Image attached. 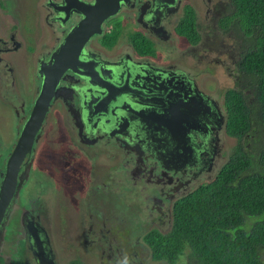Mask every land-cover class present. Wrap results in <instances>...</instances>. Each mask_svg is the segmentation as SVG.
I'll use <instances>...</instances> for the list:
<instances>
[{
    "label": "flooded vegetation",
    "instance_id": "af4514ba",
    "mask_svg": "<svg viewBox=\"0 0 264 264\" xmlns=\"http://www.w3.org/2000/svg\"><path fill=\"white\" fill-rule=\"evenodd\" d=\"M60 1H41L40 8L44 15L41 24H38V17L34 19L31 15L32 6H25L27 4L25 1L0 0V124L11 123L16 117L18 118V122L12 126L15 130L13 133L17 136H13L14 141L10 143L9 150L0 148V190L7 175L8 160L41 88L42 76L39 74V65L48 62L52 51L58 47L71 26L79 19V15L71 14L66 24L62 23L59 18L63 16L58 9ZM231 1L128 0L127 3H123L116 16H119L120 23L123 22L122 18L127 17L121 26L135 28L127 32V39L129 40V35L137 33L146 40L155 42L154 52H151V55H140L131 42H128L130 48L125 46L122 50L118 48V42L111 47L103 45L102 36L107 31L104 30L103 24L110 18L103 22L101 34L92 36L87 42L90 52H93L90 58L100 61L104 67L118 68L119 64L128 63L134 69L143 72H137L136 78L128 74L129 76L123 75L119 80L116 79L110 87L118 92L114 97L116 105L105 103L100 108L109 111L114 106L123 105L124 108L130 109H123L124 115L131 117L137 110V104L132 105L128 100L135 94L140 93L142 97L143 94L151 91L154 94L153 100L160 106L168 108V102L173 105L172 101L178 99V94L187 92V102H184L187 105L185 112L187 115L196 113L189 118L188 123H185L187 140L185 141L183 137L180 140L178 135V142L175 136L169 135V129L161 123V126L156 124L157 129L154 130L140 122L133 121L132 123H137L133 126L129 120L128 124L125 121L123 124L121 120L119 128L104 131L99 126L100 121L96 122L92 117L86 119L85 111L94 102L104 100L105 91L89 83L83 75L64 72L41 126L35 134L32 147L21 159L13 188L4 198L7 202L3 212L0 213V264H177L178 260L185 256L171 263L152 253L150 240H147V237L152 231L167 233L172 223L174 203L204 182L213 180L226 162L231 148L226 151L224 139L228 136L225 103V91L228 87L220 89L221 95L219 91L207 90L202 81L206 75L204 72L210 74L211 72L198 64L195 67L187 64V68H183L182 63H175L173 60L166 63L158 62L156 50H162L158 42L166 38L159 36L160 38L153 40L155 37L153 28L163 22L169 34L168 25L173 24L171 31L187 43L185 37L177 34V23L182 14L183 16L187 14V10L198 15L196 5L204 3L207 8L206 14L209 16L208 23L211 22L212 25L210 28L200 29L203 36L202 44L195 46L187 44L188 48L177 47L178 56L185 58V55L190 57L194 54L192 57H195L196 53L204 48L209 55L216 50L219 51L217 53L223 52V60L218 56L215 60L220 65L221 62L223 63L222 68L232 79L233 85L234 61L229 52L223 47H217V40L211 39L210 36L211 33H218L214 29L217 20L223 14H228ZM185 6L187 10H184ZM137 7L144 14L150 12L141 23L136 13ZM37 29L49 30L53 33V38L50 40L52 43L46 40L35 45L33 34ZM93 37L97 38L92 40ZM114 48H117L116 51H113ZM199 56L207 57L206 54ZM28 63L31 65L32 74L29 72V67L26 69ZM220 81L219 79V83ZM167 86H174V91L159 95L160 91L157 90ZM66 90L72 92V98L64 100L62 94L67 95ZM92 100L93 103L90 104ZM69 107L76 109V116L71 114ZM63 111L67 113L76 133L78 142L75 141V144L70 139L71 132L60 127V114H63ZM114 111L119 110L114 108ZM53 114L57 116L56 125L60 127L59 131V127L57 129L51 124L50 117ZM78 131H81L84 137L93 140L91 146H102L110 156L111 161L109 162L107 158V163L103 165L106 166L104 176H93L92 167L100 166L93 162L85 149V144L82 143L84 148L79 146L81 141L77 135ZM10 132L6 136L8 141ZM105 139H111L115 143L111 144L109 141L104 146ZM40 143L44 145L41 150ZM2 144L0 142V147H4ZM65 148L74 151L69 154L72 161L78 164L81 177L85 176L86 167L82 164L87 160L89 187L78 172L76 175H69V179H64L61 178L62 176H54L56 174L46 168L48 157L57 160L58 155L63 156ZM111 149L116 150L115 154H111ZM176 150L180 153L178 157ZM39 161L41 163L38 165ZM47 173H52L56 181ZM76 176L79 177L82 190L76 191L75 198L69 197L74 203H68L70 201H64L57 186L64 187V184L74 186L72 183ZM141 177L152 184L149 195L144 198L140 192L139 194L131 192V186ZM32 178L34 184L30 182ZM91 178L94 179L90 180ZM41 179L44 180L45 185L37 187V182ZM47 186H50V195H41L40 188L45 189ZM88 189H92V192L98 195L81 196L80 193ZM54 192L58 193L57 197H60V201H57L59 209H56L57 212L52 215L48 206L53 205ZM93 198L94 200L101 198V201L93 204L91 203ZM64 203L77 208L80 215L77 227L70 225L68 210ZM27 205L31 206L28 209L31 214H27L24 218V226L18 234L15 229L7 225V218L12 207H21L24 210ZM159 221L167 224L166 229L157 227ZM51 230L55 233L54 236ZM64 231H67L66 235ZM185 262L187 260L183 264Z\"/></svg>",
    "mask_w": 264,
    "mask_h": 264
},
{
    "label": "trees",
    "instance_id": "16d2710c",
    "mask_svg": "<svg viewBox=\"0 0 264 264\" xmlns=\"http://www.w3.org/2000/svg\"><path fill=\"white\" fill-rule=\"evenodd\" d=\"M231 2L210 36L234 61L225 103L226 134L235 142L215 178L174 203L169 231L147 237L152 253L171 263L186 255L185 264H264V0ZM119 26L104 33L103 45L115 44ZM201 28L187 10L176 31L195 46ZM129 42L140 55L154 52L137 33Z\"/></svg>",
    "mask_w": 264,
    "mask_h": 264
},
{
    "label": "water",
    "instance_id": "95a60500",
    "mask_svg": "<svg viewBox=\"0 0 264 264\" xmlns=\"http://www.w3.org/2000/svg\"><path fill=\"white\" fill-rule=\"evenodd\" d=\"M127 2L128 0H61L59 2L58 9L63 16L59 19L62 23L66 24L71 14L79 15V19L71 26L58 47L52 51L48 62L39 65V74L42 76L41 88L7 163V175L0 190V213L3 212L7 202V199H4L5 196L13 188L21 159L32 147L35 134L41 126L49 108L50 100L55 95L56 86L64 72L70 71L73 74L83 75L89 83L95 84L105 91L104 100L96 103H93L92 100L89 103L93 104L85 111L86 119L89 120L92 117L96 122L100 121L99 126L104 131L115 130L119 128L121 120L126 123L129 120L133 126L137 125V123H132L133 121L140 122L147 128H154V130L157 129L156 124L158 126L163 125L169 129V135L175 136L178 142L179 138L181 140L182 137L185 141L187 140V124L185 123H188L189 118L196 114L188 113L187 115V112H185L187 105L184 102H187V92L178 94V99L172 101L173 105L168 102V108L162 107L154 101L151 91L143 94L142 97L135 94L128 100L131 104H137V110L133 113L135 115L132 114L131 117L124 115L123 109H130L129 107L124 108L123 105L114 106L109 111L100 108L105 103H115L114 97L118 92L113 91L114 89L110 87L116 79L119 80L123 75L135 77L137 72H143V70L134 69L128 63H121L117 66L118 68H113V66L104 67L100 61L90 58V54L93 52H90L91 49L87 46V42L92 36L101 34L103 22L112 16H116L121 10L122 4ZM148 14L150 12L144 14L145 17ZM167 76L165 75V77ZM175 90L177 92L176 87ZM159 91L161 95L167 92L170 94L174 91V86L160 88ZM131 92L133 93V90ZM114 108L119 111L115 112ZM179 155L180 153L176 150V156Z\"/></svg>",
    "mask_w": 264,
    "mask_h": 264
},
{
    "label": "rangeland",
    "instance_id": "374dc122",
    "mask_svg": "<svg viewBox=\"0 0 264 264\" xmlns=\"http://www.w3.org/2000/svg\"><path fill=\"white\" fill-rule=\"evenodd\" d=\"M23 1H25L27 3L25 6H28V5L32 6L31 7L32 8L31 15L34 16V19L37 16L38 17V24H41V21L43 19V15L44 14H43L42 9L40 8V3H41V1H44V0H41V1L40 0H23ZM164 8H167V7L164 6ZM206 9L207 8H206L205 4L202 3L201 5H196V10H197V14L198 15H196V12H194V16L196 17V20L199 22V24H200V26L202 28H210V25H212L211 22L208 23L209 22L208 21L209 20V16L206 14ZM184 10H187V6H185ZM136 13H137V16H138V19H139L140 23L142 22V20H145V15H144L143 12H141L139 7L136 8ZM132 14H133V11H132ZM181 17H183V14L181 15ZM122 20H123V22L120 23L119 16L118 17L117 16H113L109 20L105 21L104 24H103L104 30L105 29L109 30V29H116L117 25L120 23V26H119L120 34H119V36H118V38H117V40L115 42V44L118 42L117 45L120 44L118 46V48L120 50L124 49L125 46H127V47L129 46V44H128L129 40L127 39V35H128L127 32L135 29V28H132V27H127L126 28L124 26H121V24L124 23L127 20V17L122 18ZM154 27L155 28H153V30H154V36L155 37H153V40L155 38H160L159 36H162V37L166 38L165 40H162V41L159 40V42H158L162 50H156V45H155V50L157 52L156 53V57H157L156 59L158 60V62L160 61V63H166L169 60H173L175 63H177V62L182 63L181 67H183V68H187V64L191 65L193 67H195L196 64H198L200 67L206 68L208 71L211 72V74L209 72H204L206 75H205V78L203 79L202 82L205 84L207 90H210L211 92L219 91L220 95L222 94L220 89L222 87H226L227 84L229 86L232 83V79L228 76L227 73H225L224 69L222 68L223 63L221 62V65H220V63H218L215 60L216 56H218L219 58H221L223 60V58H224V53L223 52L217 53L219 51L216 50V51H214L213 53H211L209 55V54L206 53V48H204V49H201V51L199 50L196 53L195 57H192L194 55L193 54L190 57L185 55V58H179L177 47L187 46V48H188L187 44H190V43L188 41H187V43H185L184 39L180 40L181 38H179L175 33H173V31H171V29L173 28V24L168 25V31L170 32L169 34L166 31V29L164 28L163 22L161 24L157 25V26H154ZM36 31L33 34V36H34L33 43L35 45H38L39 42L46 41V40L47 41L49 40L50 44L52 43L50 40L53 38V33L49 32V30L40 31V29H37ZM108 32L109 33H113L114 31H108ZM178 35H180V34H178ZM116 37H117L116 32H114L113 35H112V39L109 40V41L114 42ZM95 38H97V37H93L92 40L95 39ZM150 44L153 46L155 44V42L154 43L151 42ZM117 45H115V46H117ZM213 47H214V45H213ZM129 48H130V46H129ZM116 49L117 48H114L113 51H116ZM181 50L182 49H180V51ZM104 53L110 55V53L107 52V51H104ZM202 54H206L207 57L199 56V55H202ZM26 58H28V57H26ZM28 67H29L30 74H32L30 63H28L26 65V69ZM219 79L221 80L220 83H219ZM32 86H33V83L31 82V87ZM65 93L67 95L62 94V97L64 98V100L70 99V97L72 98V92L71 91L66 90ZM66 106H67V104H66ZM69 111L71 112L72 115L76 116V114H75L76 109L69 107ZM56 117L57 116L53 114V115H51L50 119H51V124L54 127H57V129H58L59 126L56 125ZM60 118H61L60 127L62 126L66 131H70L71 132L70 139L72 140L73 143L75 141L78 142L76 133H75L73 127H72V123L68 119V115H67V113L65 111H63V114H60ZM16 122H18V118L17 117H16V120H13L11 123L10 122H6L4 124L3 122H1V124H0V142L3 143L2 145L4 146V147H0L1 149L9 150L10 143H12V141H14V137L17 136V134L13 133L15 130H13V128H12V126L15 125ZM60 127H59L58 131L60 130ZM9 132H10V134H9L10 135L9 136L10 140L8 141V138L6 136H7V134ZM77 135L79 136L80 141H81V143H79V146L84 148L83 144H85L86 145L85 149H87L88 154L90 155V157L93 160V162L100 166L98 168L92 167L93 176H104L106 174L105 173L106 166H103V165L107 163V158H108L109 162L111 161L110 156L108 155V153H106V150L102 146H98V145L95 146V147L91 146V144L93 143V140L91 138L84 137V135L81 134V131L80 132L78 131ZM224 139H225V149H226V151H228L229 148L233 145V143L235 141H234L233 138H231L229 136H225ZM109 141H110L111 144L115 143V141H113L111 139H105L103 141L104 142L103 145L106 146L107 142H109ZM43 146L44 145H42L40 143V145H39L40 150L43 148ZM69 152H74V151L72 149H66L65 148V150L63 151V156L62 155H58L56 157L57 160H53L52 157H48V161H46L47 162L46 168H49L50 170H52L53 173L56 174L54 176H58V177L62 176L61 178H64V179L68 178L69 179V175H71V174L76 175V174L79 173V175L81 177V172L79 171V166H78V164L75 161H72V157L69 154ZM115 152H116V150L111 149V154H115ZM228 154H229V152H228ZM112 162H114V159L112 160ZM40 163H41V161H39L38 165ZM82 165H83V167H86V169L84 171L85 176L81 177V179L83 181L86 180L87 187H89L88 182H87V172H88L87 160H85V164H82ZM47 175L49 177L53 178L56 181V178L52 175V173L51 174L47 173ZM78 179H79V177L76 176L74 183H72V185H74V186H70L68 184H64V187H62V185L57 186L58 190L61 192L59 194L63 195L64 201H70L68 203H74L73 200L70 199L69 197L75 198L76 191L79 192V191L82 190V184H81V182ZM93 179L94 178H91L90 180H93ZM30 182L32 184L35 183L33 178L31 179ZM28 183H29V180H28ZM44 185H45V182H44L43 179H41V180H39L37 182V187H42ZM150 186H152V184L147 182L146 178L141 177V178L136 179V183L133 186H131V192L138 193V194L140 192V195L144 198L147 195H149ZM124 188H125V186H124ZM40 190L42 191L41 195H43V196L50 195V186H47L45 189H41L40 188ZM57 194H58L57 192H54L53 198L55 200L54 199L52 200V204H53L52 207L48 206V209L52 213V215H54L57 212L56 209H59L58 206H57V201H60V197H57ZM80 194H81V196H83L85 194L86 197H88L91 194L96 195L97 193L96 192H92V189H88L87 191H84V193H80ZM28 198H30V197H28ZM100 201H101V198L95 199V200L93 198V201H91V203H93V204L96 203L97 204ZM68 203H64V206L68 210L67 212L69 214L68 217L70 218V225L72 227H77V225H76L77 224V220H78V218L80 216L79 212H78L77 208H75L74 206L72 207ZM29 208H31L30 205H27V208H25L24 210L21 209V207H16V208L12 207V210L10 212V216H9V218H7L8 219L7 225L10 228L15 229L18 234H20V232H21V230H22V228L24 226V218L26 217L27 214H29V213L31 214V212L28 210ZM61 213H62V211H61ZM41 221L43 222V220H41ZM157 227H161V229H166L167 224L166 223H161V221H159V222H157ZM54 228L56 230H58L56 225H54ZM51 233H52V236L55 235V233L52 230H51ZM66 234H67V231H64V235H66ZM70 236L71 235H69V237ZM185 257H186V255L183 258L179 259L177 264H183V262L186 260Z\"/></svg>",
    "mask_w": 264,
    "mask_h": 264
},
{
    "label": "bare ground",
    "instance_id": "6f19581e",
    "mask_svg": "<svg viewBox=\"0 0 264 264\" xmlns=\"http://www.w3.org/2000/svg\"><path fill=\"white\" fill-rule=\"evenodd\" d=\"M157 84V83H156ZM153 88V87H152ZM156 91V90H155ZM157 91H159V90H157ZM127 92H129V91H127ZM125 94V93H124ZM131 94V93H130ZM140 94V93H139ZM132 95V94H131ZM154 95V94H153ZM160 95V94H159ZM129 97H130V95H129ZM136 104V103H135ZM133 105V104H132ZM135 106V105H134ZM132 107V106H131ZM129 123V122H128ZM127 123V124H128ZM123 124H124V122H123ZM126 126V125H125ZM144 128V127H143ZM146 130H148V129H146ZM152 132V131H151Z\"/></svg>",
    "mask_w": 264,
    "mask_h": 264
},
{
    "label": "crops",
    "instance_id": "0c3cea01",
    "mask_svg": "<svg viewBox=\"0 0 264 264\" xmlns=\"http://www.w3.org/2000/svg\"><path fill=\"white\" fill-rule=\"evenodd\" d=\"M122 37V36H121ZM129 42V41H128ZM120 45V44H119Z\"/></svg>",
    "mask_w": 264,
    "mask_h": 264
}]
</instances>
